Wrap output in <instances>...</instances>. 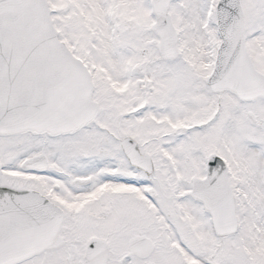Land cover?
<instances>
[{
    "label": "snow or ice",
    "instance_id": "1",
    "mask_svg": "<svg viewBox=\"0 0 264 264\" xmlns=\"http://www.w3.org/2000/svg\"><path fill=\"white\" fill-rule=\"evenodd\" d=\"M0 264H264V0H0Z\"/></svg>",
    "mask_w": 264,
    "mask_h": 264
}]
</instances>
